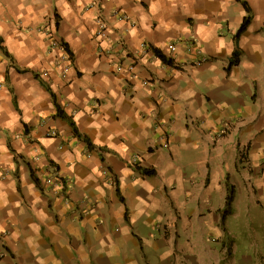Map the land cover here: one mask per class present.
Masks as SVG:
<instances>
[{
	"label": "crops",
	"instance_id": "obj_1",
	"mask_svg": "<svg viewBox=\"0 0 264 264\" xmlns=\"http://www.w3.org/2000/svg\"><path fill=\"white\" fill-rule=\"evenodd\" d=\"M2 170L0 264H156L162 239H221L226 177L237 239L264 217V0H0Z\"/></svg>",
	"mask_w": 264,
	"mask_h": 264
},
{
	"label": "rangeland",
	"instance_id": "obj_2",
	"mask_svg": "<svg viewBox=\"0 0 264 264\" xmlns=\"http://www.w3.org/2000/svg\"><path fill=\"white\" fill-rule=\"evenodd\" d=\"M258 206L253 209L259 218L251 215L253 222L244 231L247 236L237 230V239H229L226 233L221 239H162L169 254L156 264H264V217Z\"/></svg>",
	"mask_w": 264,
	"mask_h": 264
},
{
	"label": "trees",
	"instance_id": "obj_3",
	"mask_svg": "<svg viewBox=\"0 0 264 264\" xmlns=\"http://www.w3.org/2000/svg\"><path fill=\"white\" fill-rule=\"evenodd\" d=\"M243 6L245 7V3H243ZM250 21V18L249 17H245L236 33V39L237 37L246 29L248 23ZM65 47V46H64ZM66 48V47H65ZM154 55L156 57H158L163 63H166L168 65H171L172 64V61L171 59H167L159 50L157 49H154ZM238 52L237 51H234L233 54H232V59L230 60V62L228 63L227 67H226V70H229V68L236 64L238 62ZM51 97L53 98V94L50 93ZM54 102V106H55V109H56V116L57 117H60L64 120H66L70 127L72 128V133L74 136H77V137H81V135L78 133L76 127L74 126V123L73 121L71 120V118L69 116H67L63 110H61L58 105L55 103V100H53ZM82 140L88 145V147H90V142L88 141V139L85 137V136H82ZM135 170L141 172L142 174L144 175H147V176H152L155 174L154 170L153 169H146V168H141L139 166H136L134 167ZM32 176V174H31ZM32 179L38 184V180L37 178H34L32 176ZM233 196H234V188L232 185H230L228 183V177H226V195H225V199H224V207L220 213V225H221V228H222V231L223 233L225 234L226 233V230H225V220H226V217L230 214L231 212V202H232V199H233Z\"/></svg>",
	"mask_w": 264,
	"mask_h": 264
},
{
	"label": "built area",
	"instance_id": "obj_4",
	"mask_svg": "<svg viewBox=\"0 0 264 264\" xmlns=\"http://www.w3.org/2000/svg\"><path fill=\"white\" fill-rule=\"evenodd\" d=\"M96 22L98 23V26H99V30H100V33L99 35H103L105 29H106V25H105V22L102 20V17L101 16H98L96 17ZM49 46L53 49H56L58 51H63L64 50V46L63 44L58 41V39H56L54 36H50L49 37ZM172 49V48H171ZM59 58H62L64 60H66V54L63 53L60 55ZM203 59H199L196 64H199L200 62H202ZM62 69V68H60ZM65 68L62 69V73H65L64 72ZM132 162H134V160H132ZM4 174H6V171L2 170L0 171V176L2 177ZM42 177V183L43 185L46 187V188H55V187H58V191H63V182L61 181V179L58 177V176H53V175H50V174H44V173H41L40 175ZM9 234V231L7 230H1L0 231V242H1V245L3 244V241H4V238L7 237ZM2 255V253L0 252V256Z\"/></svg>",
	"mask_w": 264,
	"mask_h": 264
}]
</instances>
